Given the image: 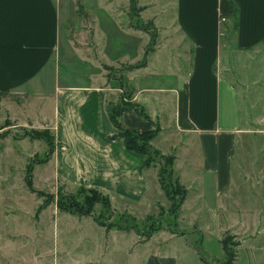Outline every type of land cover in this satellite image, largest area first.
Returning <instances> with one entry per match:
<instances>
[{"label":"crops","instance_id":"0c3cea01","mask_svg":"<svg viewBox=\"0 0 264 264\" xmlns=\"http://www.w3.org/2000/svg\"><path fill=\"white\" fill-rule=\"evenodd\" d=\"M136 1L144 7L141 0ZM169 12L168 41L148 52L146 67L126 75L132 107L121 113L119 122L140 133L158 129L150 145L164 156H174L173 175L187 190L175 215L180 218L189 202L193 210H205L193 220V226L200 228L194 231L199 232L202 222L219 218L223 209L242 208L235 193L230 195L236 189L232 161L241 133L240 105L223 65L225 47L231 41L239 53L264 43V0H173ZM132 29L122 32L128 40L108 58L136 57V44L130 42L136 39ZM171 38L176 40L179 59L170 67L153 62L161 50L169 48ZM59 39L58 0H0V94L15 98V107L10 105L8 110L10 117L21 115L49 127L54 149L44 164L53 163L55 175L65 184L152 205L153 198L163 197L158 185L150 197L155 168L145 166L143 155L126 149L107 114L108 107L125 101L119 88L107 85L97 73L86 84H58L55 73L52 89L43 90L40 76L56 55ZM183 65L189 66L187 72ZM239 226L227 225L224 231L232 230L234 236L250 231L236 233ZM159 236L167 235L151 234L132 253L128 246L124 264H131L133 253L140 258L137 264H176L168 253L160 259L161 249L147 251ZM167 237L168 242L175 241ZM186 246L197 254L195 245Z\"/></svg>","mask_w":264,"mask_h":264},{"label":"rangeland","instance_id":"374dc122","mask_svg":"<svg viewBox=\"0 0 264 264\" xmlns=\"http://www.w3.org/2000/svg\"><path fill=\"white\" fill-rule=\"evenodd\" d=\"M58 1L59 47L40 76L43 90L52 89L55 73L58 84H86V79L97 73L103 75L107 85L119 88L125 99L119 103L128 102V67L143 59L150 40L149 34L136 27H150L152 23L153 49L166 43L165 26L170 23L169 6L173 0H141L143 17L130 11L129 0ZM135 6L140 7L137 1ZM130 26L131 34L136 36L130 41L136 44V57L129 54L108 58L111 52L122 50V42L128 40L123 33ZM176 44L171 38L169 48L161 50L156 59L152 58L153 62L166 67L171 62L175 64L180 57ZM225 50L223 72L237 90L241 115V133L232 161L236 189L230 194L235 193L236 202L242 205L240 210L238 205L235 209H223L219 218L202 222L198 232L194 229L199 225L193 226V220L196 213L205 210H193L189 202L177 218L179 214L172 210L181 195L176 193L173 202L163 193L159 200L153 198L152 205L106 193L111 205L93 204L101 198L90 191L92 188L84 187L88 192L81 193V187L65 184L55 175L53 163L44 164L49 156L46 138H53L54 148L49 127L21 115L11 118L8 110L10 105L15 107V98L1 94L0 107L3 96L4 109L0 111V264H124L127 247L132 253L143 246L150 233L173 236L172 242L167 241V236L157 237L147 251L161 249L159 258L169 254L176 264H226L220 243L227 237L231 242L228 248L236 255L233 264H264V43L239 53L231 41ZM181 68L187 72L189 66ZM164 165L163 160L150 165L155 168L150 197L153 189L160 186L158 174ZM174 181V175L165 179V185L171 184L169 191L177 189ZM70 207L76 213L68 212ZM244 209L250 213L246 214ZM239 223L236 233L249 228L250 231L239 236L232 235V230L224 231L227 225ZM185 244L195 245L197 254ZM139 259L133 253L131 264H137Z\"/></svg>","mask_w":264,"mask_h":264},{"label":"trees","instance_id":"16d2710c","mask_svg":"<svg viewBox=\"0 0 264 264\" xmlns=\"http://www.w3.org/2000/svg\"><path fill=\"white\" fill-rule=\"evenodd\" d=\"M129 3H130V11H132V13L134 15H137L138 13H140L141 11L144 10V8H142V7H136L135 6V3H136L135 0H129ZM150 27H152V23L150 24ZM150 27L142 26V25L136 27V29L149 34V37H150L149 44H148L149 45V49H147L145 51L143 59L140 62H137L134 65H130L128 67V70L132 71V70H135V69H140V68L146 67V65H147L146 56H147L149 51L153 50L154 41H155V34L150 31ZM127 97H130V93H128ZM131 107H132V105L129 104L128 102L119 103V104H117L115 106L108 107L107 108V114H108L109 120L111 121L113 126L118 130V136L123 139V142H124V145H125L126 149L129 150V151H132V152H134L136 154L143 155L145 157V163L144 164H145L146 167H149L151 164H154V163H159L160 160L164 161V164H165L164 168L161 167L160 172L158 174V183H159L160 188L162 189L163 193L165 194V196L171 202H173L175 193L177 195H181V197H180V199L178 201V204L172 210L176 214L179 211L182 203L185 200V197H186V194H187V190H185L179 184L177 179H175L174 184H175V186L177 187L178 190L176 189L174 191H169L168 188L171 187V186H169L171 184L165 185V179L166 178L171 179V177L173 175L172 164H173V161H174V156L173 155L164 156L161 153H159L157 150H155V149H153L151 147L150 142L157 135L158 129L145 131V132H141L140 133V132H136V131L127 130V129H125V128H123L121 126V124L119 122V117H120L121 113L123 111L131 108ZM138 113L140 115H143V113L140 110H139ZM52 140H53V138H50V139L46 138L47 145L49 146V156H47V158H46L47 160L45 159V161H48V159L50 158V155L53 152L54 148H52V144H53ZM30 169H32V167H29V170ZM161 171H163V172H161ZM79 190L81 191V193L88 192V190H85L84 187H81ZM90 191L97 193V195H99L100 198H101L100 200H95L93 202V204L97 203V202H101L104 206L108 207L109 200H108L107 197L103 196L100 192H98L95 189H92ZM93 204H92V206H93ZM92 206H91V209H92ZM71 207L74 208V205H72ZM71 207H70L68 212L76 213V212H72L71 211L72 210ZM58 208L61 209L62 206L59 205ZM77 215L80 216V214H77ZM146 236H147L146 239H148L151 236V233L146 235ZM230 244H231V242H230V239L228 237L224 238L221 241L222 249H223V251H224V253L226 255V262H225L226 264H233V262L235 261V258H236V255L228 248V245H230Z\"/></svg>","mask_w":264,"mask_h":264},{"label":"built area","instance_id":"2783aa9c","mask_svg":"<svg viewBox=\"0 0 264 264\" xmlns=\"http://www.w3.org/2000/svg\"><path fill=\"white\" fill-rule=\"evenodd\" d=\"M222 21H224V19H222Z\"/></svg>","mask_w":264,"mask_h":264}]
</instances>
